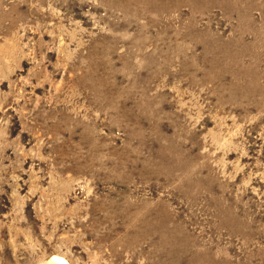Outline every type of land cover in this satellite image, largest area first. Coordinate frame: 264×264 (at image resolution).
Masks as SVG:
<instances>
[{"label": "rangeland", "instance_id": "1", "mask_svg": "<svg viewBox=\"0 0 264 264\" xmlns=\"http://www.w3.org/2000/svg\"><path fill=\"white\" fill-rule=\"evenodd\" d=\"M264 264V0H0V264Z\"/></svg>", "mask_w": 264, "mask_h": 264}, {"label": "bare ground", "instance_id": "2", "mask_svg": "<svg viewBox=\"0 0 264 264\" xmlns=\"http://www.w3.org/2000/svg\"><path fill=\"white\" fill-rule=\"evenodd\" d=\"M46 264H67V262L59 256H53Z\"/></svg>", "mask_w": 264, "mask_h": 264}]
</instances>
